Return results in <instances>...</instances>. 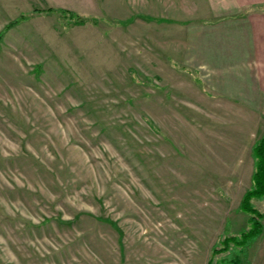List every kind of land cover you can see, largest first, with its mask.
<instances>
[{"label":"rangeland","instance_id":"obj_1","mask_svg":"<svg viewBox=\"0 0 264 264\" xmlns=\"http://www.w3.org/2000/svg\"><path fill=\"white\" fill-rule=\"evenodd\" d=\"M238 4L0 0V33L28 17L0 39V264L237 254L222 241L250 229L240 204L264 135L257 64L240 56L264 5ZM252 204L247 258L264 264Z\"/></svg>","mask_w":264,"mask_h":264},{"label":"trees","instance_id":"obj_2","mask_svg":"<svg viewBox=\"0 0 264 264\" xmlns=\"http://www.w3.org/2000/svg\"><path fill=\"white\" fill-rule=\"evenodd\" d=\"M48 11L58 13L61 17L67 18L73 25H84L89 21L85 17L67 9L49 8ZM26 19H28V17L22 16L21 18H18L13 24L6 26V30L11 27V25H15ZM4 31L0 33V39L2 38ZM253 154L255 159V170L252 177L253 185L244 194L240 204L241 209L250 214L249 221L251 226L249 230H243L239 236H226L224 238L222 241V250L235 251L237 254L228 257L227 259H223L221 262L222 264H249L247 258L248 249L255 239H257L262 233L263 225L260 220L263 217V214L254 207L252 199L264 198V135L253 146ZM217 252V249L213 250V254H216ZM208 264H213V260H210Z\"/></svg>","mask_w":264,"mask_h":264},{"label":"crops","instance_id":"obj_3","mask_svg":"<svg viewBox=\"0 0 264 264\" xmlns=\"http://www.w3.org/2000/svg\"><path fill=\"white\" fill-rule=\"evenodd\" d=\"M238 3L243 4H255L264 5V0H236ZM240 25H242L240 23ZM240 27V26H239ZM247 31H250L251 37L245 42L244 46L247 49V53H241L242 60L247 57V61L256 63L257 70L259 71V86L264 90V10L251 14L248 22L243 26ZM249 34V32H248ZM251 55V56H250ZM249 56V58H248ZM252 58V59H251Z\"/></svg>","mask_w":264,"mask_h":264}]
</instances>
